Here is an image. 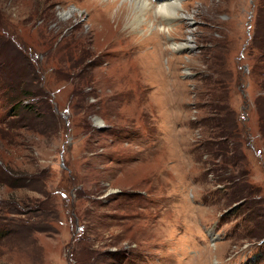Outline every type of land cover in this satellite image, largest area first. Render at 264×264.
<instances>
[{
    "label": "rangeland",
    "instance_id": "obj_1",
    "mask_svg": "<svg viewBox=\"0 0 264 264\" xmlns=\"http://www.w3.org/2000/svg\"><path fill=\"white\" fill-rule=\"evenodd\" d=\"M180 3L0 0V264H264V0Z\"/></svg>",
    "mask_w": 264,
    "mask_h": 264
},
{
    "label": "bare ground",
    "instance_id": "obj_2",
    "mask_svg": "<svg viewBox=\"0 0 264 264\" xmlns=\"http://www.w3.org/2000/svg\"><path fill=\"white\" fill-rule=\"evenodd\" d=\"M128 1L130 3L128 7L129 8L128 13L130 14V16L135 18L133 28L137 29L140 24L147 25L149 23L147 21L148 20L147 17L150 14L149 11L151 10V6H152L151 0H128ZM180 1L181 0H156L157 6H155V15L158 19L164 22L163 27L169 28V26L171 27L174 21L181 20L184 17H187L186 15L183 14V7L182 5H180L181 4ZM69 11L65 13L63 17L65 18L70 17L71 12ZM163 27L159 29L163 30ZM188 41L190 42V39ZM172 48L184 50L185 48L186 49L190 48V45H188L187 43H183L179 45L173 44Z\"/></svg>",
    "mask_w": 264,
    "mask_h": 264
},
{
    "label": "trees",
    "instance_id": "obj_3",
    "mask_svg": "<svg viewBox=\"0 0 264 264\" xmlns=\"http://www.w3.org/2000/svg\"><path fill=\"white\" fill-rule=\"evenodd\" d=\"M220 75H221V73H218L216 75V77H218V79H219ZM228 76H229V74H228ZM229 78L230 77H228V79H225V80H229ZM223 82H224L223 79L221 81H217L216 82L217 83L216 86H218V87L223 86L224 85ZM218 109H216L215 113H213V114L209 113V115H207V117H205L206 121L202 120V126H207L210 129H217L219 131L220 141H224V143H226L227 140L230 139V138L238 139L236 137V135L234 134L235 130H236V125L234 123L235 118L232 115V112H230L227 108H224V107H222V109L220 111ZM219 112L222 113V114H219ZM225 118H227L229 120L226 123H223V119H225ZM230 120H231V125L229 126L228 122ZM208 121H210L209 125H207ZM80 125H81V127L82 126L86 127L87 122L85 121V119H83L80 122ZM223 146H224V144H223ZM238 158H239L238 162L241 161V157L239 156Z\"/></svg>",
    "mask_w": 264,
    "mask_h": 264
}]
</instances>
